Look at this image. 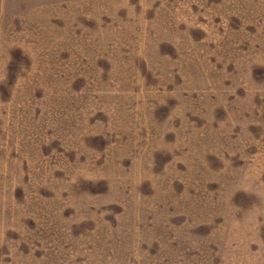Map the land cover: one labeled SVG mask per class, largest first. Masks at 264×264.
Wrapping results in <instances>:
<instances>
[{"label":"rangeland","instance_id":"obj_1","mask_svg":"<svg viewBox=\"0 0 264 264\" xmlns=\"http://www.w3.org/2000/svg\"><path fill=\"white\" fill-rule=\"evenodd\" d=\"M0 264H264V0H0Z\"/></svg>","mask_w":264,"mask_h":264}]
</instances>
